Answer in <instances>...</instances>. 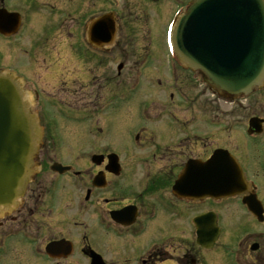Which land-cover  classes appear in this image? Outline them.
<instances>
[{"label":"flooded vegetation","instance_id":"obj_1","mask_svg":"<svg viewBox=\"0 0 264 264\" xmlns=\"http://www.w3.org/2000/svg\"><path fill=\"white\" fill-rule=\"evenodd\" d=\"M126 1L115 43L100 46L88 42L95 15H84V0H0L3 16L16 17L13 28L0 25V59L29 58L21 69L0 60V70L18 79L42 129L36 174L17 207L0 214V264H264V118L250 116L248 140L232 128L204 132L241 138L233 150L198 144L175 101L181 71L195 89L196 72L164 61V45L151 61V45L127 39L147 24L159 28L166 5L191 0ZM30 13L38 17L29 26ZM94 37L101 43L98 31ZM162 89L167 103L148 98ZM214 154L220 174L231 170L237 186L220 199L202 196L212 172L197 168ZM188 162L191 173L180 179ZM198 229L202 243L216 234L210 249L198 247ZM220 249V261L210 257Z\"/></svg>","mask_w":264,"mask_h":264},{"label":"water","instance_id":"obj_2","mask_svg":"<svg viewBox=\"0 0 264 264\" xmlns=\"http://www.w3.org/2000/svg\"><path fill=\"white\" fill-rule=\"evenodd\" d=\"M15 20L14 14L0 12L1 27L3 21L12 26ZM88 30L92 44L98 30L105 41L101 46L111 44L112 15L91 20ZM172 44L178 60L201 73L218 93L247 95L264 82V0H193L176 23ZM41 138L38 120L25 104L20 85L0 72V214L11 211L24 195L35 173ZM218 159L215 154L211 161L197 165L212 172L210 192L202 195L224 196L235 186L231 170L228 178L220 174ZM190 173L187 164L183 174Z\"/></svg>","mask_w":264,"mask_h":264},{"label":"rangeland","instance_id":"obj_3","mask_svg":"<svg viewBox=\"0 0 264 264\" xmlns=\"http://www.w3.org/2000/svg\"><path fill=\"white\" fill-rule=\"evenodd\" d=\"M115 4L111 3L109 0H84V3L82 5V8H84V15L86 17H91L94 15H101L104 13L116 11L121 13L122 9H126L125 2L126 0H115ZM177 2V1H173ZM18 7V6H17ZM22 8V7H21ZM66 8V7H65ZM20 9V8H19ZM69 11H74V6L68 7ZM65 10V9H64ZM174 10V3H171L169 5H166L164 7L163 13H162V20L161 25L158 28L155 23L153 24H147V26L142 27L139 29V32L148 34V28H150L151 33L154 30V36L152 38H149L147 36L140 37V34L138 31H136L133 35V37L127 38L130 42H128V46L132 45L133 47L137 46H146L151 45L153 47V53L152 51H149V57L152 58L151 61H156L158 56L160 55L161 51L159 50V46L165 45V38L164 34H162L163 37H160L158 34L160 28L161 30H164V27L170 19L172 12ZM48 14V12H46ZM35 17H38L34 15L33 13H30L29 15V26L31 21H34ZM28 30V28H27ZM26 30V31H27ZM164 33V32H163ZM125 37H122V39L119 38L120 42L124 41ZM164 42V43H163ZM147 49V47H142L139 50L135 52L136 55L140 56L143 54V49ZM150 50V49H149ZM20 57V59L18 58ZM164 61H167L169 58L167 54L164 55ZM1 61L3 62H9L14 64L15 66H18L19 69L28 67L29 58L24 56L21 57L18 53L14 52L10 56H8L7 59L3 60L1 56ZM191 75L186 74L184 71H181L180 73V88L178 94L181 95L180 97L175 98V101H179L178 104L180 105V115H189L195 116V121L192 123L189 122V116L186 122L182 125L185 127H196V135L198 137V144H202L204 141H210L213 143V145H225L226 147H229L233 150L234 146L238 145V143H241L243 140H248L247 135L244 134L243 130L247 127V121L250 116H260L264 118V90L260 93H254L251 94L246 100L243 101H223L221 98L216 96H210L212 95L208 89H205V84L201 81L200 76H196V84L197 89L193 86H190V82L187 80L190 78ZM192 88V90H190ZM159 94V97L161 101H164L167 103L168 99V91L162 89L159 93L155 92V95L153 97L148 96V98H153L156 100V95ZM166 94V96H165ZM151 95V94H149ZM183 97L186 98V100L183 98V101L181 100ZM207 98L211 99V102L207 100ZM189 99L191 101H189ZM141 104L148 102L144 99L140 101ZM146 104V105H147ZM157 108H160V106L156 103L155 104ZM146 109L150 110V104L146 106ZM192 112V113H191ZM191 114V115H190ZM206 115V116H205ZM204 122V123H202ZM115 125H118V121L115 123ZM208 126V127H207ZM228 126V127H227ZM209 127L212 129L210 132L217 133V129H228L232 128L238 132H240V137L238 139L232 140L233 136H230L229 139H225V137H220L222 134L214 135H208L209 138H205L206 132H209ZM206 128V129H205ZM189 131V130H188ZM206 131V132H205ZM205 132V135H204ZM79 140V137L76 138ZM75 139V140H76ZM226 140V141H225ZM225 142V143H224ZM76 149H80V146H77ZM256 171V168H255ZM260 190L264 188V183L259 181ZM231 217L226 215V220L230 221ZM250 225V224H248ZM229 247L228 244L225 245V249ZM198 249V248H197ZM226 254L228 255V250L226 249ZM223 253L220 250L216 252V254H211L210 257L217 258L219 261L222 257Z\"/></svg>","mask_w":264,"mask_h":264}]
</instances>
